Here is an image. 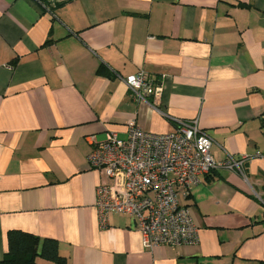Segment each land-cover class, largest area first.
Segmentation results:
<instances>
[{
  "label": "crops",
  "instance_id": "obj_1",
  "mask_svg": "<svg viewBox=\"0 0 264 264\" xmlns=\"http://www.w3.org/2000/svg\"><path fill=\"white\" fill-rule=\"evenodd\" d=\"M140 70L158 108L123 81ZM191 120L216 160L246 157L180 200L199 243L146 249L127 215L101 228L88 137ZM11 230L67 264L264 262V0H0V260Z\"/></svg>",
  "mask_w": 264,
  "mask_h": 264
},
{
  "label": "built area",
  "instance_id": "obj_2",
  "mask_svg": "<svg viewBox=\"0 0 264 264\" xmlns=\"http://www.w3.org/2000/svg\"><path fill=\"white\" fill-rule=\"evenodd\" d=\"M123 81L135 97L159 107L163 87L145 71ZM175 123V130L168 134L146 132L131 122L125 139L112 131L103 140L87 139L88 168L102 177L95 204L100 227L108 226L110 215H127L149 250L197 245L199 231L190 208L180 200L190 197L202 177L221 169L243 174L246 162L245 156L216 160L212 140L197 120Z\"/></svg>",
  "mask_w": 264,
  "mask_h": 264
},
{
  "label": "trees",
  "instance_id": "obj_3",
  "mask_svg": "<svg viewBox=\"0 0 264 264\" xmlns=\"http://www.w3.org/2000/svg\"><path fill=\"white\" fill-rule=\"evenodd\" d=\"M103 72L101 67L100 73ZM108 75L111 77L110 74ZM7 240L8 251L0 260V264H35L37 259L55 264H67L66 259L59 254L58 244L55 240H43L20 230L9 231ZM260 264H264V262Z\"/></svg>",
  "mask_w": 264,
  "mask_h": 264
}]
</instances>
